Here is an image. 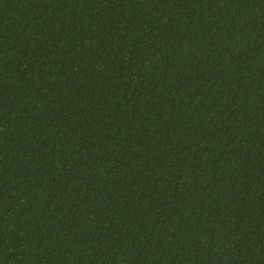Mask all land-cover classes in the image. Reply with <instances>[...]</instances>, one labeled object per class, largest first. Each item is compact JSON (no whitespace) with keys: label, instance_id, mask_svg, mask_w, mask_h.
<instances>
[{"label":"trees","instance_id":"1","mask_svg":"<svg viewBox=\"0 0 264 264\" xmlns=\"http://www.w3.org/2000/svg\"><path fill=\"white\" fill-rule=\"evenodd\" d=\"M0 264H264V0H0Z\"/></svg>","mask_w":264,"mask_h":264}]
</instances>
